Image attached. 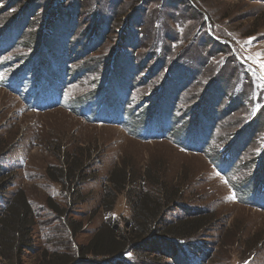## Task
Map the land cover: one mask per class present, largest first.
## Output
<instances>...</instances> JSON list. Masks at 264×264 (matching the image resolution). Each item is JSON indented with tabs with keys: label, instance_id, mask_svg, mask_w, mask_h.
<instances>
[{
	"label": "rangeland",
	"instance_id": "rangeland-1",
	"mask_svg": "<svg viewBox=\"0 0 264 264\" xmlns=\"http://www.w3.org/2000/svg\"><path fill=\"white\" fill-rule=\"evenodd\" d=\"M1 1L0 34L22 5ZM56 1L77 17L57 22L50 34L46 10ZM131 1L37 0L22 45L0 58L1 66L13 62L0 71V178L8 183L0 216L19 190L39 216L38 255L29 253L23 264H37L63 241L49 198L64 209L66 224H81L75 247L105 221L123 227L133 215L124 195L109 214L101 207L120 167L185 185V204L208 214L206 247L190 250V264H264V0H144L120 23ZM43 34L52 46L43 47L42 60L51 63V51L60 56L58 79L50 80L47 67L43 87L34 85L36 72L23 95L6 88L36 58L33 39ZM104 95L114 101L97 108ZM73 163L77 182H60L61 169ZM184 215L178 208L166 221ZM126 260L172 264L160 255Z\"/></svg>",
	"mask_w": 264,
	"mask_h": 264
},
{
	"label": "trees",
	"instance_id": "trees-1",
	"mask_svg": "<svg viewBox=\"0 0 264 264\" xmlns=\"http://www.w3.org/2000/svg\"><path fill=\"white\" fill-rule=\"evenodd\" d=\"M36 1L11 0L9 2V7H15L17 3H21V12L13 15L16 16L15 19L0 34V58L14 46L22 45L21 41L26 25L29 26L31 19L36 16L32 13L36 9ZM170 1L177 4L183 0ZM1 2L0 0V4ZM143 2L144 0H132V5L128 8L126 14L119 18L120 23H125L124 18H130L133 12L139 11V7L142 6ZM61 3L62 5L60 6ZM46 11L49 12L47 19L51 21L48 29L50 34L55 32L53 28H55L57 22L58 25L63 26L67 20L77 17V15H72L69 12L64 2L56 1ZM62 29L65 30L64 27ZM68 31L70 35L65 38V46L69 48V38L73 36L76 28ZM37 39H33L36 58H33L26 66L19 68L12 77L13 80L5 81L6 88L16 90V93L21 95H23L25 85L29 81L27 79L32 80V76L33 74L36 75V72L37 80L39 79L38 84L37 82L34 83L35 80L30 81L36 87L38 85L43 87V79L46 74H42V71L45 68L48 67L45 70L48 71V75L52 73L50 75L52 79L50 80H57L58 73H60L58 69L56 71L54 68L59 64L60 56H56L57 54L51 51V54L47 56L51 63L42 60L43 47L45 48L44 52H46V50L50 51V46L52 45L46 48L45 41L47 37L45 38L44 34L41 39L39 37ZM129 39L121 40L120 43L123 41L122 45H127L128 41H130ZM167 50L169 51L168 48ZM90 51L94 52V50H89L88 52ZM88 52H84V54L86 55ZM116 62L117 60L113 64L115 65ZM12 66L13 62L0 65V71ZM39 91H43V89ZM47 94L52 95V92ZM59 94H62V92L60 91ZM104 97L108 98V100L97 106V108H102V105L106 103L109 105V100L114 101L108 95H104ZM222 158L225 159L224 156ZM73 165L74 163L69 168L64 167L61 169L60 176L63 179L60 182L64 183V180L70 183L77 182L78 176L73 175L72 171L78 169L75 168L76 164ZM261 176L263 178L262 174ZM5 181V179L0 178V198H2L8 186ZM109 182L112 185L108 184L104 187L105 191L101 200V207L109 214L114 209L118 197L124 195L133 211L132 217L123 222V227L118 222H103L87 244L75 247L74 241L77 239L78 232L82 229L81 224L78 225L79 223L71 220H68L66 224L64 209L58 205L54 206V201L49 198L46 206L53 213L50 216L55 217V220L57 219L58 221L57 223L60 224L59 235L63 237V241L60 242V247L58 246V250H55L56 252L50 253L47 249L43 251L39 255L37 264H133L126 259L135 254L145 256L160 255V257L172 260V264H190L195 258L194 252L199 253L201 249L206 247L205 242L201 239L205 237L206 234L204 233L208 229V225L211 224L208 221L210 217L207 218L208 214L205 211L197 208L189 209V205L185 204L187 202L185 200V185L184 187L182 185L176 186L167 180L154 176L149 171L138 177V172L132 168L126 169L124 167L113 170ZM233 190L236 191L235 193L242 191L237 186ZM247 193H250L249 190ZM248 194L244 193V197H248ZM254 196L259 195L254 194ZM178 208L185 215L175 220L176 222H167L166 219L170 211ZM38 219V213L26 193L22 190L17 191L10 199L6 210L0 216V264H23L24 257L29 253L30 255H38L35 251L34 241L35 228L39 224ZM73 238L74 241L72 240ZM190 250L194 251L193 254L190 253ZM208 253L202 252L204 256H208Z\"/></svg>",
	"mask_w": 264,
	"mask_h": 264
}]
</instances>
